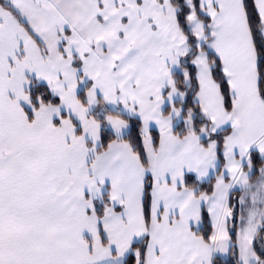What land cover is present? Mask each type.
<instances>
[{"label":"snow or ice","instance_id":"6c2138e0","mask_svg":"<svg viewBox=\"0 0 264 264\" xmlns=\"http://www.w3.org/2000/svg\"><path fill=\"white\" fill-rule=\"evenodd\" d=\"M0 264H264V0H0Z\"/></svg>","mask_w":264,"mask_h":264}]
</instances>
